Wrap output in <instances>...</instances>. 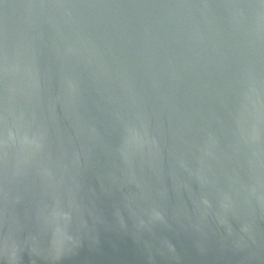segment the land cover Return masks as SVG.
Wrapping results in <instances>:
<instances>
[{
	"label": "water",
	"instance_id": "1",
	"mask_svg": "<svg viewBox=\"0 0 264 264\" xmlns=\"http://www.w3.org/2000/svg\"><path fill=\"white\" fill-rule=\"evenodd\" d=\"M0 264H264V0H0Z\"/></svg>",
	"mask_w": 264,
	"mask_h": 264
}]
</instances>
